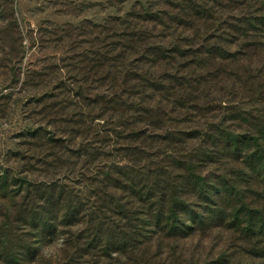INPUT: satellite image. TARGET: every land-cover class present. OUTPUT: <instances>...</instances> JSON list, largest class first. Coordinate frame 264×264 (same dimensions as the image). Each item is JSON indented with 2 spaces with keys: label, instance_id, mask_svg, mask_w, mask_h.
Wrapping results in <instances>:
<instances>
[{
  "label": "trees",
  "instance_id": "trees-1",
  "mask_svg": "<svg viewBox=\"0 0 264 264\" xmlns=\"http://www.w3.org/2000/svg\"><path fill=\"white\" fill-rule=\"evenodd\" d=\"M51 30L68 51L0 165V264L264 260V0H136Z\"/></svg>",
  "mask_w": 264,
  "mask_h": 264
},
{
  "label": "rangeland",
  "instance_id": "rangeland-1",
  "mask_svg": "<svg viewBox=\"0 0 264 264\" xmlns=\"http://www.w3.org/2000/svg\"><path fill=\"white\" fill-rule=\"evenodd\" d=\"M136 0H0V165L16 167L25 141L21 135L38 119L33 93L37 78L45 72L42 88L52 82L53 69L66 56L69 44L53 42L51 29L89 21L102 23L110 16H124ZM45 29V31H44ZM41 30V32H40ZM36 83V84H35ZM39 87V86H38ZM38 92V91H37ZM244 95V94H242ZM232 106L251 108L244 98ZM47 119V118H45ZM36 123V122H35ZM0 191V199L3 196ZM48 245L44 254L56 251ZM241 264H264V260L241 257Z\"/></svg>",
  "mask_w": 264,
  "mask_h": 264
}]
</instances>
